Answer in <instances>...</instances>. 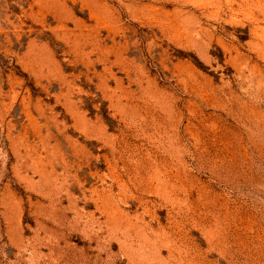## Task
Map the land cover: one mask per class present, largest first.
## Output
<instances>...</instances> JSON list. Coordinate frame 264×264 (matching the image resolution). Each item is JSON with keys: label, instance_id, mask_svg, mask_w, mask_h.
Segmentation results:
<instances>
[{"label": "rangeland", "instance_id": "obj_1", "mask_svg": "<svg viewBox=\"0 0 264 264\" xmlns=\"http://www.w3.org/2000/svg\"><path fill=\"white\" fill-rule=\"evenodd\" d=\"M0 264H264V0H0Z\"/></svg>", "mask_w": 264, "mask_h": 264}]
</instances>
